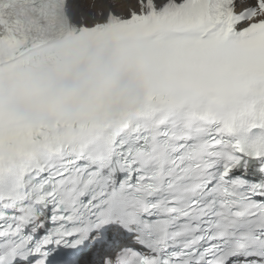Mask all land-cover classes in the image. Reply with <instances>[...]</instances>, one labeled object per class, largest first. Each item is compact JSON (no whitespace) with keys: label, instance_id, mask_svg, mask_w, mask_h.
Returning a JSON list of instances; mask_svg holds the SVG:
<instances>
[{"label":"snow or ice","instance_id":"6c2138e0","mask_svg":"<svg viewBox=\"0 0 264 264\" xmlns=\"http://www.w3.org/2000/svg\"><path fill=\"white\" fill-rule=\"evenodd\" d=\"M0 264H264V0H0Z\"/></svg>","mask_w":264,"mask_h":264}]
</instances>
